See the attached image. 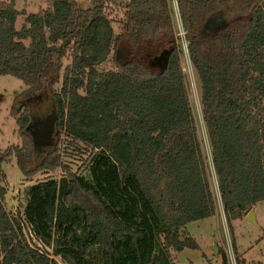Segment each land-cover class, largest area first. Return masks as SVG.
<instances>
[{"label": "trees", "instance_id": "16d2710c", "mask_svg": "<svg viewBox=\"0 0 264 264\" xmlns=\"http://www.w3.org/2000/svg\"><path fill=\"white\" fill-rule=\"evenodd\" d=\"M41 1L46 8L17 29L15 0H0V76L26 86L10 107L21 146L0 155V264H58L57 256L66 264H167L168 250H197L181 229L214 216L216 197L171 0H89L86 9ZM175 2L230 226L264 200V0ZM45 92L54 147L35 162L28 105ZM64 151L89 152L86 176L61 161ZM10 157L25 178L62 171L29 186L16 215L5 204L2 165Z\"/></svg>", "mask_w": 264, "mask_h": 264}, {"label": "rangeland", "instance_id": "374dc122", "mask_svg": "<svg viewBox=\"0 0 264 264\" xmlns=\"http://www.w3.org/2000/svg\"><path fill=\"white\" fill-rule=\"evenodd\" d=\"M9 2L10 0H1ZM79 8L86 9L90 3L89 0H75ZM172 18L174 30L180 48L182 49L180 66L186 76V85L189 103H191L195 121H197V129L199 138L203 144L204 155L209 165V176L213 195L216 197L215 215L204 220L187 223L181 229L183 237L189 236L196 242L198 249H185L182 252L168 250L165 253V262L167 264H238V259L232 250V243L238 251L239 261L244 260V264H264V200L260 201L251 209L254 210L256 224L246 219L244 214L241 219L230 222L228 226L225 215L222 211L219 196L216 189V178L213 175L211 160L209 158L208 142L205 137L204 124L201 119V103H200V84H198L196 73L191 66L187 44L185 45L183 31L181 30L178 11L176 4L171 0ZM46 3L41 0H15V8L20 13L16 20L15 26L19 29L25 19L26 14L35 13L46 8ZM121 13L114 12L112 28L115 33H119V22ZM185 45V46H184ZM111 56L107 62L98 67L100 71H107L111 67ZM69 59H66L63 66H68ZM60 84L56 85L59 89ZM26 90V86L19 79L11 76H0V155H4L8 148L21 146L20 138L17 134L18 126L10 115L12 100L17 94ZM30 111L31 122L34 124L48 119L52 115L51 100L48 94L41 93L34 96V101L28 105ZM55 136H52L51 146L41 147L38 154L35 155V162L41 159L48 151L54 147ZM89 153V152H88ZM84 154L81 157L70 152L64 151L61 155V161L68 164L72 173L86 176L87 164L91 157L90 154ZM4 172V185L7 189L5 195L6 209L13 215L22 211L26 200L25 190L43 180H57L62 176L60 169L53 173H37V175L25 178L15 163V158H8L2 165ZM26 232V237L37 248H41L47 253H51V247H44L41 242H37ZM215 246V249H214ZM58 264H66L60 257H52Z\"/></svg>", "mask_w": 264, "mask_h": 264}, {"label": "water", "instance_id": "95a60500", "mask_svg": "<svg viewBox=\"0 0 264 264\" xmlns=\"http://www.w3.org/2000/svg\"><path fill=\"white\" fill-rule=\"evenodd\" d=\"M54 111L48 119L41 120L40 123L30 122L27 127V132L29 133L32 144H34V154H38L41 147L51 146L52 136L54 133ZM249 213L245 216L248 221L253 224H256L253 210H249ZM215 249V246H214Z\"/></svg>", "mask_w": 264, "mask_h": 264}, {"label": "built area", "instance_id": "2783aa9c", "mask_svg": "<svg viewBox=\"0 0 264 264\" xmlns=\"http://www.w3.org/2000/svg\"><path fill=\"white\" fill-rule=\"evenodd\" d=\"M174 1H175V0H174ZM175 3H176V2H175ZM179 22H180V20H179ZM180 26H181V24H180ZM181 30H182V28H181ZM182 31H183V30H182ZM182 35H183V37H184V32H183ZM184 38H185V37H184ZM184 43H185V45H186V41H185V40H184ZM185 45H184V46H185Z\"/></svg>", "mask_w": 264, "mask_h": 264}, {"label": "crops", "instance_id": "0c3cea01", "mask_svg": "<svg viewBox=\"0 0 264 264\" xmlns=\"http://www.w3.org/2000/svg\"><path fill=\"white\" fill-rule=\"evenodd\" d=\"M253 212H254V210H253ZM255 213V212H254Z\"/></svg>", "mask_w": 264, "mask_h": 264}]
</instances>
